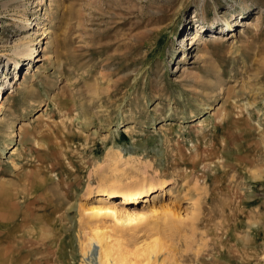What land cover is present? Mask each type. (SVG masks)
<instances>
[{
  "label": "rangeland",
  "instance_id": "374dc122",
  "mask_svg": "<svg viewBox=\"0 0 264 264\" xmlns=\"http://www.w3.org/2000/svg\"><path fill=\"white\" fill-rule=\"evenodd\" d=\"M0 84V264H264V0H0Z\"/></svg>",
  "mask_w": 264,
  "mask_h": 264
},
{
  "label": "bare ground",
  "instance_id": "6f19581e",
  "mask_svg": "<svg viewBox=\"0 0 264 264\" xmlns=\"http://www.w3.org/2000/svg\"><path fill=\"white\" fill-rule=\"evenodd\" d=\"M200 11H204V9H199L197 12H199V14H200ZM256 16H257V21H259L260 20V17H258L259 15H256ZM21 23H22L21 29H23V30H29L30 29V26H29L30 24H28V20H22ZM246 23H247L246 28H248V29L254 28L257 24V23L256 24L253 23V21H251V20L247 21ZM28 38H29V41H28ZM24 40H25V42H23V44H21L17 48L16 57L11 59V62H13V64L16 67L19 65V60L22 59V61H28L30 63L31 61H35L37 56H38L37 55L38 51H36L34 41L31 40V37H27ZM1 89H2V85L0 84V94L2 93ZM2 108H3V105L0 106V110ZM123 196L125 198L126 197L130 198V195H128L126 193H124ZM129 198H126V199H129ZM82 211L90 219L100 220L103 217L104 218L105 217L106 218L112 217L113 220H115L118 224H121L122 226H126V225L130 224L127 222L132 223L133 221H136V220L145 221L148 218V215H146V213H145V214L140 215L139 217H130L127 220H125L124 218H122L121 214H118V210L115 207H110L108 205H104L103 203L101 205H98V206L93 205V206L86 207V208L84 207ZM150 212H151L150 214L152 217L158 216L159 213H161L165 219H167L168 217H173V215L171 214V211H164L163 208L158 207V206L153 207ZM91 230L92 231L94 230L95 232L99 231L98 226L95 224L92 226ZM102 238H103V236L101 237V239ZM95 244H96L95 242L92 243V246L93 245L95 246ZM98 245L100 246V264H117V263H114V257L112 255V251L109 249V247L107 245L103 244V241H101V243H99ZM160 248H161V243L158 241L151 244L147 249V254H146L147 258H149L151 255L158 254Z\"/></svg>",
  "mask_w": 264,
  "mask_h": 264
}]
</instances>
